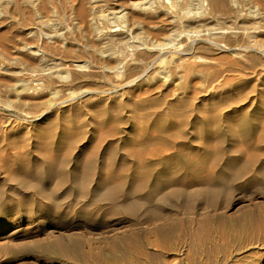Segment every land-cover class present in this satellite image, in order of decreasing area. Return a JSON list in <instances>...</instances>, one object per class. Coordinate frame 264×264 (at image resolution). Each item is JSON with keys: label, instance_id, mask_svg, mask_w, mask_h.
Masks as SVG:
<instances>
[{"label": "rangeland", "instance_id": "obj_1", "mask_svg": "<svg viewBox=\"0 0 264 264\" xmlns=\"http://www.w3.org/2000/svg\"><path fill=\"white\" fill-rule=\"evenodd\" d=\"M0 264H264V0H0Z\"/></svg>", "mask_w": 264, "mask_h": 264}, {"label": "bare ground", "instance_id": "obj_2", "mask_svg": "<svg viewBox=\"0 0 264 264\" xmlns=\"http://www.w3.org/2000/svg\"><path fill=\"white\" fill-rule=\"evenodd\" d=\"M150 1H151V0H150ZM152 3H153V2H151V4H152ZM151 4H150V5H151ZM117 19H118V18H117ZM119 19H120V18H119ZM121 21H122V20H121ZM95 24H96V23H95ZM124 26H125V25H124ZM121 29H122V28H121ZM47 38H48V37L45 35L42 39H47ZM42 39H41V40H42ZM178 44H179V43H178ZM147 50H148V49H147Z\"/></svg>", "mask_w": 264, "mask_h": 264}]
</instances>
